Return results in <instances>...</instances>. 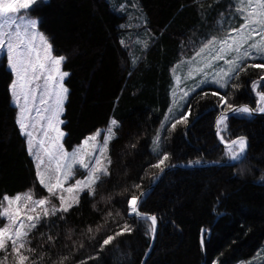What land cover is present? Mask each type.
<instances>
[{"label":"trees","instance_id":"obj_1","mask_svg":"<svg viewBox=\"0 0 264 264\" xmlns=\"http://www.w3.org/2000/svg\"><path fill=\"white\" fill-rule=\"evenodd\" d=\"M30 11L39 18L52 52L66 57L61 64L69 73L63 80L68 89L61 112L64 148L72 150L111 119L118 126L108 145L110 174L95 185V195L83 191L66 213L45 217L38 208L33 214L41 218L27 246L35 252L25 254L37 264H140L152 225L129 215L127 200L161 172L151 167L159 158L153 140L172 104L173 69L212 37L239 26L236 2L38 0ZM253 63L264 60L248 59L242 66ZM262 76L264 69L247 67L228 87L207 85L192 92L159 134L161 152L170 157L166 166L231 161L228 147L215 137V118L237 105L259 111ZM12 77L1 61L0 202L5 207V196L49 197L17 123ZM189 110L187 122L172 129L171 123ZM219 135L225 142L245 136V156L234 164L172 168L141 200L139 211L157 217L155 242L144 264H264L258 257L264 245V114H229ZM50 199L59 207L56 197ZM125 224L130 232L102 246ZM4 255L0 252V259ZM7 264H14L11 254Z\"/></svg>","mask_w":264,"mask_h":264},{"label":"snow or ice","instance_id":"obj_2","mask_svg":"<svg viewBox=\"0 0 264 264\" xmlns=\"http://www.w3.org/2000/svg\"><path fill=\"white\" fill-rule=\"evenodd\" d=\"M37 3L38 0H0V49H6L8 66L15 77L10 85V89L14 104L20 108L17 123L21 129V133L29 138V152L30 154H34L37 160V177L40 184L47 190L49 197L34 199L33 194L29 192L17 194L13 198L5 196L3 200L7 201V207L0 202V218L7 221V223L0 227V252L5 253L4 257L0 259V264H7L10 254L13 257L14 264H28L30 256L25 253L35 252V249L27 247L31 243L28 237L30 231L36 227L41 217L39 215H29L28 213H35L38 208L42 209L45 217L56 215L57 212L66 213L73 206V203H78L75 195L77 192L87 189L89 195H95V185L101 182L102 177L110 174L107 165H110L111 161L105 158V163V160H102L101 157L108 143L115 136L114 128L118 126L116 120L110 121V126L104 134L102 145L98 143L97 148L93 149L91 155L83 149H79L69 156L63 152L62 147L58 146V141L64 134L59 132L54 122H59V114L63 110V102L66 99L68 89L64 87L62 81L69 73L62 72L60 68L66 57L52 56V46L42 33L38 34V38L43 45L44 55L41 56L37 51L34 42L37 38L35 30L39 22L24 14L32 5ZM245 7L248 9L246 12L245 8L238 9L242 13L243 19V23L239 27L229 29L227 34L222 38L212 37L192 58L195 61L210 46L215 47L218 45L216 54L212 59L225 60V63L229 65L227 70L221 69L222 76L214 80L221 88L228 87V81L237 79L240 72L246 71L247 67L264 69V63H253L246 67L242 66L248 59L264 60V0H247ZM255 36H259L260 39H254ZM249 41L252 42L249 43ZM245 44L248 45L247 48H244ZM242 49L243 51H241ZM231 52H236L238 55L232 59H225V54ZM34 53L35 55H33ZM208 66L210 67V65ZM193 72H204V69H190L189 76ZM217 76H220V73H217ZM41 78L44 80L42 89L39 84H35ZM261 80H264V76L261 77ZM200 82L207 81L203 80ZM34 84L35 86H33ZM50 85L52 86L50 87ZM232 87H238V85L233 84ZM253 88H255V84H253ZM38 92L40 94L39 104L48 105L43 109L29 106L30 102L32 105L36 104ZM53 95L55 96L54 106L49 105V101ZM187 95L188 93L185 92L184 96ZM213 95H218V93H213ZM259 95L261 101H264V92L259 93ZM45 96L48 99H45ZM183 98L181 97V99ZM21 99L24 101L23 105L20 103ZM220 100L224 105H227L229 108L231 107L225 96H220ZM236 110L240 112L250 111L247 107H241ZM260 110L264 111V108ZM33 111L41 119L47 120L48 128L58 133L53 142L52 150L44 149L49 158V163L52 160L57 161L54 172L50 169L42 171L41 166L44 164V160L39 154L33 153L32 132L28 130L30 127H35L34 123H30L33 119L31 116ZM49 112L51 115H42V113ZM189 114L190 110L182 114L179 119L171 123V128L175 129L177 124L187 122ZM224 119L225 117L222 115L217 121L218 127L224 122ZM100 135L101 133L98 130L94 136L86 138L84 144L88 145L91 141H97ZM153 145V151L158 154L159 158L151 167L160 169L163 172L166 162L170 157L167 152H161L159 134L153 140ZM231 145H238V149L229 147V158L234 161H240L246 150L245 138L240 137L237 140H233L231 141ZM97 151L99 154H97ZM61 158H64L65 161L70 160L71 163L65 162L61 164L59 162ZM75 165L87 169L88 176L84 180H77L74 185L65 188V183L74 174L73 168ZM135 187L139 188L140 185H136ZM65 192L73 194L70 200L66 199ZM144 195L145 193H141L140 196L132 195L128 198V214L136 215L140 219L150 220L152 225L151 231L155 233L157 217L155 215H145L139 211V206ZM50 197H56L60 201L59 207L51 203ZM22 201L23 204H21ZM14 205L15 207H13ZM49 205L51 206L49 207ZM88 231L91 232L92 229L89 228ZM130 231L129 225L125 224L120 232L104 239L102 246L110 244L116 236ZM48 239L51 240L52 237H48ZM39 259H43V257ZM63 259L66 260L67 257ZM30 264H37V261L31 259ZM61 264H63V261H61Z\"/></svg>","mask_w":264,"mask_h":264},{"label":"rangeland","instance_id":"obj_3","mask_svg":"<svg viewBox=\"0 0 264 264\" xmlns=\"http://www.w3.org/2000/svg\"><path fill=\"white\" fill-rule=\"evenodd\" d=\"M235 2H236V12L240 15V18H241L240 24H241V23H243L242 13L240 11H238V9L245 8V12L248 11V9L245 7L247 0H235ZM24 14L31 17L32 19L38 20V22H39V18L37 16H35L34 14H32L30 9H28ZM240 24H239V26H240ZM35 31L37 33V38H36L34 43H35V46L37 48V51L40 53L41 56H43L44 55L43 45L39 41L38 34L42 33L46 38H47V36L39 29V26H37V29ZM224 36L225 35H223L221 37H217V38H222ZM254 39L259 40L260 37L255 36ZM47 41L50 44L48 38H47ZM251 42L252 41H249V43H251ZM247 47H248V45L245 44L244 48H247ZM216 48H218V45L215 47L210 46L209 49H206L205 52L201 54V56L197 57L196 60L193 61L192 58L195 55V53H196L195 52L191 56L181 59L175 65V67L173 69V75H172L173 80H172V87H171L172 104H171L170 110L166 116L168 119L166 120V117H165V119L163 120V123H162V125L158 131V134H160L162 132L163 128L168 124V122L173 117H175L180 111L183 110V107H184L188 97L190 96V94L192 92H194L195 90H197L201 87L207 86V85L216 86L219 89H223L217 83H215L214 80L219 79L222 76L221 69L227 70L229 65H227L225 63V60H220V59L213 60L212 59V57L216 54ZM241 51H243V49ZM51 54L54 57H59L58 55H55L53 52H51ZM33 55H35V53ZM236 55H238V53H236V52L227 53V54H225V59H232ZM1 61H4L5 64L7 65V67L9 68L6 49H0V62ZM208 65H210V67ZM60 68H61V71L64 72L61 66H60ZM190 69H204V72H200V73L193 72V74L191 76H189V70ZM205 73H206V75H205ZM217 73H220V76H217ZM12 75H13V77H12V81H13L15 79V77H14L13 73H12ZM203 80H206L207 82L201 83L200 81H203ZM62 83H63V81H62ZM35 84H39L41 86V89H42L44 86L43 78H41V80H39V81H36ZM35 84L33 86H35ZM51 86L52 85H50V87ZM185 92L188 93L187 96H184ZM181 97H184V98L181 99ZM258 97H259V102L261 105L260 109L264 108V101H261L259 94H258ZM39 99H40V94L38 92L36 104L32 105L30 102L29 106L30 107H40L41 109L48 106V105H40ZM45 99H48V97L45 96ZM11 102L14 104L12 93H11ZM20 103H21V105H23V103H24L23 99H21ZM54 104H55V96L53 95L51 100L49 101V105L54 106ZM14 105H16V104H14ZM17 108H18V114H19L20 108L19 107H17ZM246 113H248V112H246ZM42 115L48 116V115H51V113L50 112L49 113H42ZM31 116L33 119L30 121V123H34L35 127L34 128L30 127L28 130L32 132L33 153L39 154L41 156V158L44 160V164L41 166L42 171L44 169H50L51 171L54 172L55 168H56L57 161L52 160L51 163H49V158H48L47 154L45 153L44 149L47 148L49 150H52L53 142L55 141V138L58 136V133L55 130L48 128L47 120L41 119V117L36 115L35 111H33L31 113ZM112 120L113 119H111L110 121H112ZM54 123H55V126L59 129V132H62V129H61V112L59 114V122H54ZM109 126H110V122L100 132L101 135L98 137L97 141H91L88 145L84 144V141L86 140V138L94 136L98 131L88 135L87 137H85L80 143L75 145L72 150H66L64 148L63 143H62V137H60V139L58 141V146L62 147L63 152L67 153L69 156L74 151L79 150V149H83L85 152H87L91 155L93 149L97 148L98 143L100 145H102V142L104 139V134L106 133ZM45 133H47V135H45ZM28 139L29 138L27 137V148L29 150ZM108 145H109V143H108ZM108 145H107V148L105 149V151L103 153V156L101 157L102 160H105V158H107V160H109ZM230 147L238 149V145H235V146L231 145ZM228 149H229V147H228ZM97 154H99L98 151H97ZM57 155H59V153H57ZM31 156L34 159L35 166H36L37 160L35 158V155L31 154ZM59 162L61 164L65 163V162L71 163L70 160L65 161L64 158H61ZM105 163H106V160H105ZM36 171H37V167H36ZM73 172H74L73 176L65 183V185H64L65 188L74 185L77 180H84L88 176V170L79 166V165L74 166ZM85 190H87V189H85ZM85 190H83V191H85ZM83 191H79L75 194L76 198L78 200H79L80 195ZM72 196H73L72 193H66L65 192L66 199L70 200L72 198ZM21 204H23V201L21 202ZM73 204H75V203H73ZM59 205H60V201H59ZM13 207H15V205ZM28 214L34 215L33 213H28ZM5 223H7V221L5 219H3V221L0 222V227H2ZM261 249H262L261 252L258 253V257L264 258V245H263V248H261ZM254 257L257 258V255L255 254Z\"/></svg>","mask_w":264,"mask_h":264},{"label":"water","instance_id":"obj_4","mask_svg":"<svg viewBox=\"0 0 264 264\" xmlns=\"http://www.w3.org/2000/svg\"><path fill=\"white\" fill-rule=\"evenodd\" d=\"M241 107H247L250 109V111L248 113L250 114H253V115H257V114H264V111H256L254 110L252 107L248 106V105H237V106H234V107H231L230 109H227L225 111H221L217 114L216 118H215V122H214V134H215V137L216 139L218 140V142L222 145H224L225 147H230L231 146V141L233 140H237L238 138L240 137H243L245 138L246 140V150H245V154L247 152V149H248V141H247V138L245 136H238V137H235L233 138L231 141H228V142H225L221 139L220 135H219V127L217 125V121L220 119V117L223 115L224 117L229 115V114H232L234 112H237L236 109H239ZM244 154V156H245ZM243 156V157H244ZM242 157V158H243ZM241 158V159H242ZM238 161H234V160H231L229 162H203V163H194V164H171V165H167L165 166V170L163 172H160L158 177L155 179V181L149 185L147 188H145L141 193H145L147 194L151 189H153V187L162 179V177L164 176V174L172 169V168H177V167H182V168H197V167H206V166H209V165H214V164H234ZM139 193L137 196H140ZM145 196V195H144ZM143 196V197H144ZM143 199V198H142ZM141 212V211H140ZM142 214H145V215H151V214H148V213H144V212H141ZM203 231V230H202ZM156 233H157V223H156V226H155V233L152 232L151 234V239H150V242H149V245H148V248L146 249L143 257H142V260H141V263L140 264H144L149 253L151 252L152 250V247L154 245V242H155V238H156Z\"/></svg>","mask_w":264,"mask_h":264}]
</instances>
